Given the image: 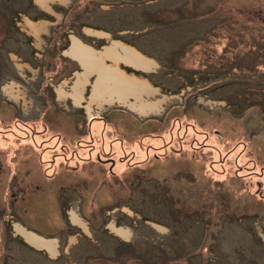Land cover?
<instances>
[{"label":"rangeland","instance_id":"obj_1","mask_svg":"<svg viewBox=\"0 0 264 264\" xmlns=\"http://www.w3.org/2000/svg\"><path fill=\"white\" fill-rule=\"evenodd\" d=\"M85 56L160 109L92 97ZM0 264H264V0H0Z\"/></svg>","mask_w":264,"mask_h":264},{"label":"bare ground","instance_id":"obj_2","mask_svg":"<svg viewBox=\"0 0 264 264\" xmlns=\"http://www.w3.org/2000/svg\"><path fill=\"white\" fill-rule=\"evenodd\" d=\"M27 27L30 28L31 32L34 33L36 36H39L41 31L42 24L41 23H32L26 20ZM130 51L136 53L132 48H129ZM102 55V54H101ZM136 55H138L136 53ZM105 56L108 55V50ZM138 57V56H136ZM123 61L127 63H131L137 68L145 69L147 64L145 61H148L146 58H141L140 62L137 60L135 63L131 61L128 57L123 59ZM84 64L87 68L93 69L98 72V78L95 81L94 89H93V96L96 98H103L111 101L112 98L117 99L119 102H122L128 96H133L135 98L134 103H130L128 106L131 110L136 112L139 115H147L150 112H155L160 109V104L162 100H157L154 102L144 101L141 100L139 97L146 93V92H155V89L150 88L149 84L141 79L137 78L134 75H127L124 71H122L118 65L114 66H105L101 63V56L95 60L89 59L88 57H84ZM81 83L78 81L73 86L74 96H78L79 86ZM6 93L9 97L19 98V89L16 91L15 86L10 84L4 87ZM17 92L14 95V92ZM62 93L61 89L58 91ZM91 112L89 111V115ZM71 222L75 225L82 226L87 231V226L81 221V219L74 213L70 214ZM109 229L115 235L125 238L128 236V231L121 227H117L113 222L109 224ZM14 230L16 233L21 235L23 239L29 243L30 245L34 246L37 249H43L47 253L52 256L57 254V242L53 239H45L36 234L26 231L19 225H14ZM75 240V239H71Z\"/></svg>","mask_w":264,"mask_h":264},{"label":"flooded vegetation","instance_id":"obj_3","mask_svg":"<svg viewBox=\"0 0 264 264\" xmlns=\"http://www.w3.org/2000/svg\"><path fill=\"white\" fill-rule=\"evenodd\" d=\"M131 157L130 156H120V157H117L116 160H114L113 158H111L110 156H105V159L103 161H101L102 163H107V168H109V170L111 171L113 168H114V165L119 162V163H123V164H127V167H130L131 166ZM100 161V160H99ZM134 164L137 163V161H134L133 162ZM125 168H126V165H125ZM116 237V236H115Z\"/></svg>","mask_w":264,"mask_h":264},{"label":"trees","instance_id":"obj_4","mask_svg":"<svg viewBox=\"0 0 264 264\" xmlns=\"http://www.w3.org/2000/svg\"><path fill=\"white\" fill-rule=\"evenodd\" d=\"M123 69H125L127 72H129V73H134V74H136V75H140L138 72H135V71H132V70H130V69H128V68H123Z\"/></svg>","mask_w":264,"mask_h":264}]
</instances>
